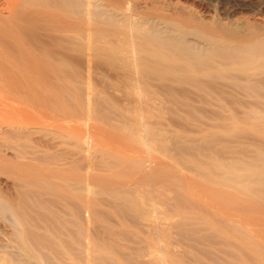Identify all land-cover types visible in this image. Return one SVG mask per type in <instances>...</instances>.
I'll list each match as a JSON object with an SVG mask.
<instances>
[{
	"label": "bare ground",
	"instance_id": "6f19581e",
	"mask_svg": "<svg viewBox=\"0 0 264 264\" xmlns=\"http://www.w3.org/2000/svg\"><path fill=\"white\" fill-rule=\"evenodd\" d=\"M80 1L89 36L93 2ZM78 2L0 0V264H264L263 153L219 159L202 137L181 143L192 156L174 148L182 156L165 138L147 139L135 117L109 134L130 152L102 148L89 131V94L78 109L44 110V29L75 40ZM246 37L214 51L264 56V35ZM149 39L160 49L179 42ZM182 50L193 60L207 53Z\"/></svg>",
	"mask_w": 264,
	"mask_h": 264
},
{
	"label": "rangeland",
	"instance_id": "374dc122",
	"mask_svg": "<svg viewBox=\"0 0 264 264\" xmlns=\"http://www.w3.org/2000/svg\"><path fill=\"white\" fill-rule=\"evenodd\" d=\"M92 2L89 36L82 30L81 1L74 15L80 28L75 40L44 29L46 112L60 103L72 107L89 94L93 115L88 126L97 147L115 145L109 136L112 129H129L135 117L151 131L147 139L156 143L165 138L175 153L184 149L183 155L188 151L192 156L195 149L188 147L206 138L203 152L219 159L245 162L258 151L264 155V56L244 58L235 50L221 55L213 47L222 42L233 47L246 42L248 35H264V0ZM150 35L179 42L160 49ZM184 47L207 53L193 60ZM135 109L142 115L135 116ZM125 143L118 146L130 152ZM139 148L132 151L143 155ZM155 151V158L161 156ZM263 155H258L261 164ZM78 264L90 263L80 259Z\"/></svg>",
	"mask_w": 264,
	"mask_h": 264
}]
</instances>
